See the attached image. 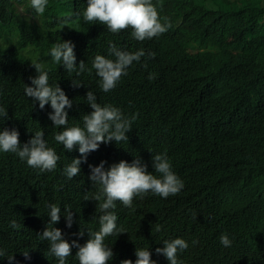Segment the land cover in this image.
Returning a JSON list of instances; mask_svg holds the SVG:
<instances>
[{
  "label": "clouds",
  "instance_id": "clouds-1",
  "mask_svg": "<svg viewBox=\"0 0 264 264\" xmlns=\"http://www.w3.org/2000/svg\"><path fill=\"white\" fill-rule=\"evenodd\" d=\"M6 1L15 34L23 30L30 38V29L40 18L50 27L63 26L44 15L48 0ZM198 7L210 12L203 19L202 34L170 30V22L152 0H87L83 20L105 25L99 28L112 36L127 32L129 37L121 40L123 48L110 42L112 59L96 55L87 68L84 61L76 65L75 43L67 39L50 49L52 61L76 76L94 70L104 93L114 92L128 73L138 86L124 95L123 109L101 106L96 94L87 91L85 101L92 111L83 115V127L73 126L68 115L74 103L71 87L84 84L73 79L72 86H50L34 45L13 47L28 69L37 73L29 78L31 86L24 85V94L38 102L48 118L63 159L46 142L43 129H18L14 110L0 99V264L218 263L216 251L204 250L193 240L216 224L211 215L221 208L225 191L203 183L192 171L179 174L180 167L164 152L166 143L174 140V149L184 148L204 161L215 154L222 134L237 130L245 121L235 103L221 121L206 107L220 82L212 66L218 46L207 36L213 21L211 0H199ZM174 76L180 78V85L168 99L165 89ZM166 115L183 122L184 136L175 138L162 124ZM159 124L168 135L153 131ZM257 134L243 139V132L228 145L240 147L239 162L244 165L256 164L259 154L243 150L242 145ZM135 141L146 142L149 149L136 152ZM56 170L60 182H75L77 195L85 193V200L95 203L92 218L70 207H64L61 215L60 207L46 198L48 187L57 183ZM156 198L168 205V216L154 212ZM146 213L150 217L144 218ZM181 216L189 217L186 226ZM219 239L226 250L232 249L227 234Z\"/></svg>",
  "mask_w": 264,
  "mask_h": 264
},
{
  "label": "trees",
  "instance_id": "trees-1",
  "mask_svg": "<svg viewBox=\"0 0 264 264\" xmlns=\"http://www.w3.org/2000/svg\"><path fill=\"white\" fill-rule=\"evenodd\" d=\"M198 2L199 0H152L162 18L170 22V30L183 33L188 30L201 31L202 34L206 27L203 19L210 12L205 14L200 11ZM211 2L213 21L207 36L218 46L212 66L217 76H220L217 89L222 92L217 94V89L211 91L206 107L213 116L218 114L215 118L221 121L227 107L235 103L240 112L244 113L245 121L237 130L222 134L215 154L204 161L194 158L184 148L174 149V140L166 143L164 152L174 165L180 167L177 170L179 174L185 172L186 175H191L192 171L203 183L218 185L225 191L219 205L221 208H217L211 215L212 218H217L216 224H211L193 241L204 250L216 251L217 264H264V0ZM86 6L87 0H48L44 15L51 22H61L63 26L59 29L50 27L46 20L40 18L38 23L33 24L28 38L23 30H19V35L13 32L10 20L12 11L8 10L6 0H0V99L14 110L18 129L32 132L43 129L44 139L55 148L60 160L63 159V150L54 140L55 134L50 130L52 128L48 118L39 108L38 102L24 94V85L31 86L29 78L35 77L37 73L28 69L26 62L23 63L18 58V51L13 47L27 45L29 42L34 45V53L41 58L50 86L55 87L56 83L60 88H64L66 83L72 86L73 79L84 84L81 87H71L74 103L68 121L73 126L83 127V115L92 111L85 101L89 90L96 94L101 106L113 104L123 109L124 95L130 93V88L138 86L136 79L129 73L121 77L114 92L104 93L94 70L76 76L66 72L62 64L53 62L49 55L54 44L69 39L72 44L75 43L76 65L84 61L86 67L91 68L96 55L112 59L109 54L110 42L123 48L121 40L128 38L129 34L121 31L112 36L107 29H102L106 28L105 25L85 22L82 14ZM104 31L106 32L102 35ZM144 47L147 48L146 45ZM179 85L180 78H171L165 89L168 99L173 98L172 91ZM140 88L149 89L144 86ZM163 122L175 138L184 136L183 122L177 116L166 115ZM162 124L155 125L153 131L168 135ZM243 132V139L252 132L258 133L242 145L243 150L259 154L255 166L239 162L240 147L228 146ZM135 142L136 152L149 149L146 142ZM54 176L57 183L49 186L45 194L46 198L60 207L61 215L64 214V207H70L71 211L92 218L95 203L85 200L88 198L85 193L77 195L79 190L75 182H60L59 171L56 170ZM155 201L154 212L159 216H168V205L159 198ZM148 217L150 214L146 213L144 218ZM188 218L181 216L183 226H186ZM15 230L21 232L19 229ZM221 234L228 235L231 250H226L220 243Z\"/></svg>",
  "mask_w": 264,
  "mask_h": 264
},
{
  "label": "bare ground",
  "instance_id": "bare-ground-1",
  "mask_svg": "<svg viewBox=\"0 0 264 264\" xmlns=\"http://www.w3.org/2000/svg\"><path fill=\"white\" fill-rule=\"evenodd\" d=\"M55 24H57V23H55ZM166 146V145H165Z\"/></svg>",
  "mask_w": 264,
  "mask_h": 264
}]
</instances>
